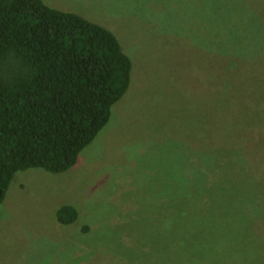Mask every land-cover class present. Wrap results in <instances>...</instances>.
Segmentation results:
<instances>
[{
    "label": "rangeland",
    "instance_id": "obj_1",
    "mask_svg": "<svg viewBox=\"0 0 264 264\" xmlns=\"http://www.w3.org/2000/svg\"><path fill=\"white\" fill-rule=\"evenodd\" d=\"M44 1L112 30L132 81L75 166L14 176L0 264H264V0Z\"/></svg>",
    "mask_w": 264,
    "mask_h": 264
},
{
    "label": "trees",
    "instance_id": "obj_2",
    "mask_svg": "<svg viewBox=\"0 0 264 264\" xmlns=\"http://www.w3.org/2000/svg\"><path fill=\"white\" fill-rule=\"evenodd\" d=\"M132 70L104 25L44 0H0V207L19 171L77 164L129 90ZM56 216L70 225L79 213L64 204Z\"/></svg>",
    "mask_w": 264,
    "mask_h": 264
}]
</instances>
